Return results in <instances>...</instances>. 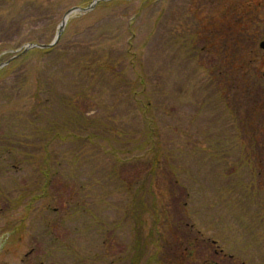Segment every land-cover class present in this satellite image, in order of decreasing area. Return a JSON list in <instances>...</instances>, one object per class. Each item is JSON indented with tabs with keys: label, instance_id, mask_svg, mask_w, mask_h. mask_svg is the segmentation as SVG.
Segmentation results:
<instances>
[{
	"label": "rangeland",
	"instance_id": "obj_1",
	"mask_svg": "<svg viewBox=\"0 0 264 264\" xmlns=\"http://www.w3.org/2000/svg\"><path fill=\"white\" fill-rule=\"evenodd\" d=\"M47 1L26 0L0 14V44L10 47L0 55V64L30 43L51 44L66 12L89 5L78 6L82 0H51L50 5ZM120 1L100 2L89 13L73 14L56 45L59 49L45 57L32 55L25 62L31 75L20 94L8 93L5 82L0 84V264H129L133 211L126 189L130 186L135 196L152 172L157 207L150 208L159 215L156 218L151 211L145 216V233L153 228L154 237L141 264H264V95L248 79L254 70L264 71V52L259 49L264 0ZM24 13L31 18L20 25L18 18ZM214 41L217 45L211 47ZM100 54L117 64L114 80H94L72 67ZM133 55L140 60L137 66L133 63L138 73L127 69ZM231 59L248 64L244 83L234 72L230 82L225 72L222 78L220 70ZM43 75L49 78L53 100L65 101L64 106L73 102L76 113L69 118L62 104L51 110L54 132L64 130L60 126L67 121L71 126L66 129L76 132L81 128L78 116L108 124L107 116H114L115 128L139 135L142 114L129 85L143 76L152 81L147 90L152 98L148 116L152 115L160 134L153 147L156 152H148V146L131 155L117 153L119 162L105 154H94L99 162L90 159L91 146L78 153L86 140H50L51 153L62 160L61 168L52 170L54 202L46 216L51 231L41 235L38 217L18 241L10 242L6 224L13 220L14 225L22 208L14 209L6 197H15L20 186L34 190L40 174L35 165H17L3 146L10 143L6 138L37 143L36 148H23L35 152L41 140L49 141L43 136L21 138L24 127L13 114L34 104L31 98ZM5 77L13 82L19 75L15 71ZM19 98L21 108L15 104ZM223 100L230 102V108H224ZM9 101H14L11 106L6 105ZM99 127L105 126L97 124L90 130L106 136V129L97 131ZM138 135L128 137L137 143ZM72 151L80 157L77 163L71 161ZM148 199L151 205L153 200ZM46 203L41 202L34 215L41 214ZM155 254L159 263L149 259Z\"/></svg>",
	"mask_w": 264,
	"mask_h": 264
},
{
	"label": "trees",
	"instance_id": "obj_2",
	"mask_svg": "<svg viewBox=\"0 0 264 264\" xmlns=\"http://www.w3.org/2000/svg\"><path fill=\"white\" fill-rule=\"evenodd\" d=\"M26 0H0V14L3 13V11H7L15 5L16 3L23 2ZM40 2H43L44 0H37ZM53 1V0H52ZM51 0L47 1V4L50 5ZM92 1L90 0H82L79 3H77L78 6H85L87 3H91ZM121 2L120 0L113 1V3ZM102 4H105L103 2ZM112 4V2H110ZM90 15V14H88ZM1 17V16H0ZM84 16L83 18H85ZM31 18L30 13H24L18 18V22L20 25H23L24 23L27 22ZM81 18V19H83ZM255 19V18H254ZM1 20V19H0ZM71 23V22H70ZM261 23V22H259ZM247 36H244V40H246ZM264 40V36L262 37ZM28 42L34 41L33 39L27 38ZM217 41L211 42V47H215L217 44ZM190 44V43H189ZM191 44H193V41L191 40ZM260 44V43H259ZM185 48L188 47V44H183ZM220 45V44H219ZM184 48V47H183ZM7 49H10L9 46L0 44V55ZM59 49V48H58ZM57 47L55 46L54 48L51 49H33L26 54H23L19 58L11 61L8 65L0 68V84L2 82L4 83V90L8 93H16L19 92L26 88L28 79L31 75V70L25 66V62L27 61L28 58H30L32 55L37 54L39 57H45L46 55H49L51 53H54L56 50H58ZM257 51V47L254 48ZM260 51L264 52L260 47ZM129 55V53H127ZM61 55V54H60ZM134 56V55H133ZM135 58L132 57V61L127 65L128 71H132L134 73L136 72V66L137 64H140V60L138 57L134 56ZM96 58L95 56L91 57ZM89 58L85 61H80L78 63H73V66H76L79 73L81 75H87L88 77H91L92 79L95 80V78H107L111 81V79L116 78V74L114 73V67L117 66V64H113L112 60L110 58H107L104 54H100L97 60L91 61ZM228 61V60H227ZM136 63V66H133V63ZM228 66L220 70V74L222 78L224 77L222 73L225 74V78L228 82H230V79L233 78V75L237 74L239 77H241V81L243 83L247 80L248 78V69L247 68V63L243 61H239L236 59H231L229 60ZM126 68H124L125 70ZM17 71L18 72V80L10 82L6 80V75L9 73H13ZM215 71H212L211 74H213ZM235 74H234V73ZM218 74V73H217ZM218 74L217 76H219ZM205 75V72H204ZM252 79L253 85L251 87H256V90L259 94L264 95V71L261 70H254L253 73L250 74ZM121 75H118V78H120ZM213 77V76H212ZM235 77V76H234ZM139 80L137 82L131 83L129 85V90L132 93L133 99L135 100L136 108H138L142 114V119L143 120V127L141 132L138 135V132H135L133 130H124L120 128H115L112 123H115L117 118L114 116L109 117L107 116V119L110 120V124L108 123H103L102 121L94 120L91 121L87 119L86 121L84 120L85 117L83 116H78L80 119H78V122L80 123L81 128L77 130L76 132H71L67 130V127L71 126V121H65L66 125L60 126V128H64V130H61L59 133L54 130L56 129L54 127V122L50 120V111L54 110L55 108H59L58 105L62 104L63 106L65 105V101H62L61 103L59 101H54L53 96L54 93L53 91L50 92V85L47 84L49 78H46V76H42L38 78L37 81V86L35 89V93H33V97L31 100H34V104H32L30 107L23 106V112H14L16 118H19L20 127H24V130L20 131V137H32L35 136L37 139L41 138L39 136H43V138H49V141H42L40 143V149L36 150L35 152H27L24 151L23 148H36L37 143H30V142H22V141H14L11 142L12 139L6 138L7 140L10 141V143L5 147V151L8 153V155H12L14 160L16 161L17 165L25 166L28 164L35 165L36 173L39 172V177L35 182V187L34 190L28 191L26 186H20L19 189L17 190V195L15 197H6L7 201L9 200L10 206H13L14 209H18L19 207L22 208L20 212V216L18 219L15 220V224L13 225V220L9 221L6 224L7 227V233H10L9 236V241H18L19 237L22 235L23 232L27 231V228L31 225L33 227L34 225V220H37L39 217L41 219L40 223V232H42L41 235H44V231L47 233L51 231V222L48 223L46 222V216L50 213L51 206L54 202L53 196H51V191H52V177L56 174H52V170H59L62 166V160L55 158V156L51 153L50 146L51 141L53 140H68L69 138H72L73 143H77L76 141H85L86 143H81V148H79V152H88L83 149L84 147H90L91 146V156L89 157L90 159L93 158V160H97L98 162L100 161L99 156H94L96 155H109L113 156L115 161L117 160L118 162L121 161L120 157L117 155L118 154H124V155H131L134 152H142L146 151V147H150L148 152H156V150L153 149V147L156 146L157 140L159 139V127L157 126V123L154 122L153 118L148 116L150 113V104L149 100H152L150 96H148L147 90H151L152 87V81L144 78L143 76L138 77ZM218 78V77H217ZM21 80V81H20ZM93 80V81H94ZM216 78H213V81H215ZM47 81V82H46ZM240 82V81H239ZM214 86V84H213ZM239 86V85H238ZM238 86L234 85L235 88ZM140 87L138 90L137 88ZM238 89V88H237ZM141 92V93H140ZM154 93L153 91H151ZM85 93V92H84ZM218 93V92H217ZM20 94V92L18 93ZM46 94H51L50 96H47ZM219 94L222 97V93L219 92ZM81 95H83L81 93ZM47 97L46 99H41V97ZM28 98V97H27ZM26 99L25 97L23 100ZM22 100L17 99L16 103L17 107L21 108L22 106ZM224 101V108H230V102L228 100L225 102ZM14 101H9L6 105H12ZM21 102V104L18 106V104ZM119 100L116 101V106L118 104ZM56 104V105H55ZM68 106H64L65 108H68L69 113V118H74L75 116V111H73L71 106H74V103L71 101L66 102ZM25 108H32L30 112L26 111ZM120 110L122 112L123 108H111L110 111H116ZM56 111V110H55ZM152 111V110H151ZM152 113V112H151ZM60 114L63 115V109L60 111ZM151 118V119H150ZM45 119V120H44ZM77 120V119H76ZM83 122H85L83 124ZM58 123V122H57ZM97 124L105 126L104 128L99 127L97 128V131L106 129L103 131L107 135L105 136L104 134H98L94 133V130H90L91 127H95ZM56 126V124H55ZM84 127V128H83ZM84 129L86 130V134L83 133ZM112 132L111 133L110 131ZM84 135L81 137V135ZM118 135L119 138H116L115 135ZM132 134H137L139 138L137 143H134L135 139H130L128 136H131ZM140 136V137H139ZM51 137V138H50ZM256 137V135H254ZM5 140V139H2ZM51 140V141H50ZM128 140V142H127ZM1 141V139H0ZM48 141V142H47ZM102 141V142H101ZM136 141V140H135ZM46 142V143H45ZM103 142L107 145H109L107 149H104L101 147ZM1 143V142H0ZM62 143V142H61ZM129 144L127 148H123L125 144ZM95 145L93 148L92 146ZM98 147H97V146ZM130 145L132 148H130ZM18 146V148H17ZM74 154V157L72 158L73 163H77L79 161V156L77 155L75 151H72ZM16 153H20L23 156H29L30 159H20ZM16 155V156H15ZM81 160V159H80ZM92 161V160H91ZM156 163L158 162L157 160L155 161ZM102 163V162H101ZM33 168V167H32ZM154 172L150 176H148L147 180H143L140 187L137 189L136 195L134 196L130 186H126V192H128V197H131V207H132V214L130 216L132 224V242L130 245V250H131V257H130V263L129 264H141V261L143 260L145 253H146V247H148V244H152V240L154 237V230L153 228L149 231V233H145V228H146V223L147 219L145 218L146 215L151 213V208H156L157 204V198L156 195L153 191V184L156 181L155 175H153ZM110 177V175H108ZM151 177V178H150ZM125 187V186H124ZM133 197H132V196ZM133 198V199H132ZM148 198H151L153 200L152 204L150 205V201ZM43 201H47L46 206L44 207L43 211L39 215H34V212L36 211L37 206ZM154 215L156 218L158 214L157 209L156 211H153ZM157 224V219L153 222V226L156 227ZM5 226L3 227V232H5ZM153 236V237H152ZM161 249V248H160ZM48 254L50 251H47ZM130 256V254H129ZM150 261H156L159 263L158 259L156 257V254L154 257L149 258ZM149 261V260H148ZM149 263V262H148ZM151 263V262H150ZM161 264V262H160Z\"/></svg>",
	"mask_w": 264,
	"mask_h": 264
},
{
	"label": "water",
	"instance_id": "obj_3",
	"mask_svg": "<svg viewBox=\"0 0 264 264\" xmlns=\"http://www.w3.org/2000/svg\"><path fill=\"white\" fill-rule=\"evenodd\" d=\"M103 1H112V0H94L89 6L87 7H74V8H71L70 10H68L64 16V19L62 20V22L60 23L59 27H58V32H57V35L54 39V41L49 44V45H40V44H28V46L24 49L23 53L27 52L28 50L30 49H34V48H42V49H45V48H52L54 47L56 44H58V42L60 41L62 35H63V32L66 28V25L68 23V20L70 19V17L73 15V14H77V13H87V12H90L92 11L93 9H95V7L100 3V2H103ZM260 48L262 50H264V40L261 41L260 43ZM16 57L12 58V59H15ZM9 63V62H8ZM8 63H3V64H0V68L7 65ZM215 264H219V263H215Z\"/></svg>",
	"mask_w": 264,
	"mask_h": 264
},
{
	"label": "flooded vegetation",
	"instance_id": "obj_4",
	"mask_svg": "<svg viewBox=\"0 0 264 264\" xmlns=\"http://www.w3.org/2000/svg\"><path fill=\"white\" fill-rule=\"evenodd\" d=\"M212 243H213V244H217V241H215V240H212ZM222 251H223V250H222Z\"/></svg>",
	"mask_w": 264,
	"mask_h": 264
}]
</instances>
